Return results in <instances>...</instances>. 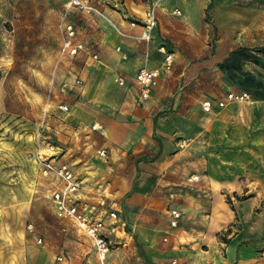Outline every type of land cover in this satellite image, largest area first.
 Returning a JSON list of instances; mask_svg holds the SVG:
<instances>
[{
  "label": "rangeland",
  "instance_id": "1",
  "mask_svg": "<svg viewBox=\"0 0 264 264\" xmlns=\"http://www.w3.org/2000/svg\"><path fill=\"white\" fill-rule=\"evenodd\" d=\"M241 2L263 4V0ZM111 5L112 0H0V264H91L94 258L92 239L74 221L56 216L53 193L60 183L54 175L43 176L36 160L39 144L47 157L67 163L81 179L79 202L86 213L115 228L110 235L111 264H149L151 258L183 264L188 256L195 264H213L216 256H223L212 244L213 237L202 240L205 226L215 225L211 210L184 206L189 201L170 192L158 204L152 200L145 205L137 194L136 158L127 164H121V159L113 162L109 150L100 147L103 136H92L97 132L92 119L112 110L107 97H122L121 77L110 75L115 59L105 50L109 37L105 8ZM114 9L125 13L120 6ZM261 53L238 58V65L247 71L256 63L252 67L258 79H246L236 67L230 74L238 89L251 96L240 102L239 111L259 113L256 122L252 126L238 122L237 130L228 135L215 123L194 141L182 142V147L191 153L194 175L201 168L199 161L207 167L199 171L209 181L210 207L220 198L216 193L220 189L215 192L217 181L248 173L240 194H229L227 188H221L220 194L231 204L254 198L255 212L264 220ZM210 91L216 99L221 95L219 88ZM246 102L252 103V111ZM103 149L104 157L99 153ZM196 184L191 187L198 205L207 186ZM172 209L183 215L176 228L170 224ZM112 212L117 213L116 220L109 219ZM232 227L211 236L228 242V236L239 230V225ZM256 258V264H264V248Z\"/></svg>",
  "mask_w": 264,
  "mask_h": 264
},
{
  "label": "crops",
  "instance_id": "2",
  "mask_svg": "<svg viewBox=\"0 0 264 264\" xmlns=\"http://www.w3.org/2000/svg\"><path fill=\"white\" fill-rule=\"evenodd\" d=\"M241 1L112 0V7L105 8L104 23L109 35L105 50L115 59L109 66L111 77L123 78L127 86H123L122 97H107V104L111 103L110 112L92 119L94 125L100 127L94 129L97 132H93L92 136H103L100 147L109 150L113 162L121 159V164H127L131 157L136 158V174L140 182L137 194L145 205L152 200L153 204H158L164 199V193L170 192L172 197H183L189 201L184 206H198L203 212L207 209L212 211L215 225L205 226L202 240L213 237L212 244L217 245L220 254L223 253V256H216L217 262L213 261V264H256L257 254L264 248V220L255 212L254 198L234 200L231 204L220 194L221 188H227L229 194H240L243 180H246L244 175L248 173L227 175L230 177L217 181L215 192L216 188L220 189L216 192L220 198L211 208L208 202L209 181L207 176L201 177L203 171H199L207 167L199 161L201 168L196 169L194 175L191 153L182 147V142L194 141L211 130L215 123L228 135L231 130H237L238 122L252 126V122L260 116L255 112H240V105L243 104L240 102L229 103L223 112L217 111L220 108L215 103L224 100L231 92H243L230 78L231 69L221 66L231 54L239 49H249L252 55H263L264 0L261 6ZM115 6H120L125 13L114 9ZM152 12L155 28L151 31L150 40H147L144 36L148 35L145 24ZM161 48L173 53L172 70H162L151 98L142 103L139 100L137 73L144 67L162 69L165 55L159 51ZM253 65L256 66V63L249 67L251 81L258 79ZM212 87L221 89L219 98L211 94ZM206 100L215 103L211 113L203 111ZM252 103H245L251 106V111ZM200 178L207 189L200 193L202 203L195 205L191 186L196 183L202 186L198 181ZM240 179L242 182H239ZM148 184L152 188L147 189ZM204 200H207L205 204ZM232 225H239V230L228 236V242H220L211 236V233L226 232ZM111 231H115L112 226L109 227V236ZM218 251L214 252V257ZM149 264L168 263L151 258ZM183 264L195 262L188 256Z\"/></svg>",
  "mask_w": 264,
  "mask_h": 264
},
{
  "label": "built area",
  "instance_id": "3",
  "mask_svg": "<svg viewBox=\"0 0 264 264\" xmlns=\"http://www.w3.org/2000/svg\"><path fill=\"white\" fill-rule=\"evenodd\" d=\"M155 26V16L152 12L147 26L148 35H144L147 40H150L151 31ZM165 55L164 65L162 69H149L144 67L140 69L136 76V82L140 87V102L148 101L151 98L152 91L157 85L162 70L170 72L174 64L173 53L165 51L164 48L159 49ZM121 86H127L124 79L119 78ZM251 96L247 92H231L224 100H218L215 103L218 107H226L229 103L241 102L250 100ZM215 103L212 100H206L203 103V110L205 112H212ZM67 110L68 107L64 106ZM98 125H94L93 129H99ZM39 144L36 152V160L40 164L41 171L44 177L54 175L58 178L60 188L53 193V199L56 206V216L61 220L74 221L79 229L93 241L94 258L91 264H111L110 253L112 249V242L109 236V225L103 219H94L86 213V208L79 202L80 192L82 190V181L76 175L74 170L67 163L56 162L54 157H47L43 148ZM101 156H106V151L101 150ZM183 215L178 209L170 211V224L176 228L182 219ZM110 220L117 219V213L112 212L109 215Z\"/></svg>",
  "mask_w": 264,
  "mask_h": 264
},
{
  "label": "trees",
  "instance_id": "4",
  "mask_svg": "<svg viewBox=\"0 0 264 264\" xmlns=\"http://www.w3.org/2000/svg\"><path fill=\"white\" fill-rule=\"evenodd\" d=\"M247 54H251V53H249V49L236 50L231 54L230 58L221 66L223 68L225 67L226 70L232 69L234 67H236L237 69L241 68L242 71L245 73L246 79H250L252 76L250 71H247V69H243L242 67H240V65H238V64H240L238 58H240L242 55L247 56ZM256 74H258V73H256Z\"/></svg>",
  "mask_w": 264,
  "mask_h": 264
}]
</instances>
